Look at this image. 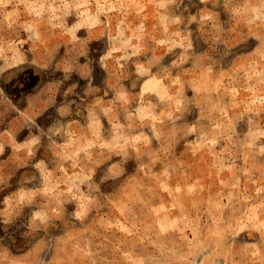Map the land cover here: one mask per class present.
<instances>
[{
    "label": "rangeland",
    "instance_id": "rangeland-1",
    "mask_svg": "<svg viewBox=\"0 0 264 264\" xmlns=\"http://www.w3.org/2000/svg\"><path fill=\"white\" fill-rule=\"evenodd\" d=\"M0 264H264V0H0Z\"/></svg>",
    "mask_w": 264,
    "mask_h": 264
}]
</instances>
